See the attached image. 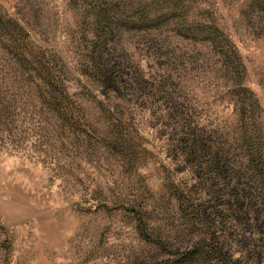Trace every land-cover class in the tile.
Here are the masks:
<instances>
[{"label":"rangeland","instance_id":"obj_1","mask_svg":"<svg viewBox=\"0 0 264 264\" xmlns=\"http://www.w3.org/2000/svg\"><path fill=\"white\" fill-rule=\"evenodd\" d=\"M179 13L215 40L176 23L110 32L116 68L98 75L97 32L70 0H0V264H224L212 246L264 264V199L211 186L207 156L185 153L239 138L238 98L258 101L264 129V0H186ZM50 59L66 97L38 71Z\"/></svg>","mask_w":264,"mask_h":264},{"label":"trees","instance_id":"obj_2","mask_svg":"<svg viewBox=\"0 0 264 264\" xmlns=\"http://www.w3.org/2000/svg\"><path fill=\"white\" fill-rule=\"evenodd\" d=\"M70 2L90 21L89 26H92L90 30L97 32V41L88 58L90 68L98 75L100 73L106 75L113 69L115 71L116 68V63L113 62V58L109 52L107 53L106 48L112 40L110 32L119 30L163 31L167 25L172 23L182 27L187 22V20L184 22L183 18L180 20L182 15L179 13L184 11L186 0H70ZM194 23H189L187 27H182L178 32H183L184 37L196 41L215 40L213 36L218 30L214 25L197 23V26H195ZM6 31L10 30H6L5 21L0 15V34ZM6 39L10 47L17 49L14 41L12 42L8 36ZM38 71H40L44 82L50 85V87L46 85L50 90L67 96V88L62 87L60 84V69L57 68L52 59H50V69L48 67H38ZM123 83L127 84L128 82L123 80ZM245 87L246 89L239 90V93L244 96L249 92L248 87ZM238 102L241 103L238 111L247 125L243 127L239 138L233 144L229 143L227 146L216 145V148H213L212 145L203 142L197 146L196 139H194L190 150L185 153L189 154V159H193L192 161L196 163H200L199 158L201 156H207V166L203 168L199 164L198 169L203 181L208 182L211 186L216 187L222 182L225 184L227 179L233 180L236 183L234 186L241 190L245 196L264 199V129L261 120L256 117L255 104L258 101L249 96L246 101L238 98ZM248 113L249 115H247ZM230 154H232V158H230ZM179 199L187 209L196 210L194 205L191 204L193 198L190 190H183ZM199 214L209 220L206 211L203 215L199 210ZM140 230L143 233L145 229L141 228ZM213 240L215 241L214 237ZM211 253L223 257L224 264H231L232 262L228 258V252H224L220 248L212 246L206 252V255ZM189 257L185 261L186 264H203L207 259L202 260L199 253L197 255L192 253Z\"/></svg>","mask_w":264,"mask_h":264}]
</instances>
